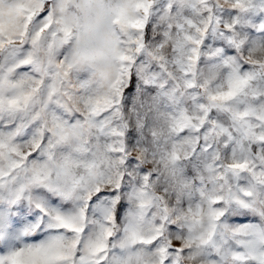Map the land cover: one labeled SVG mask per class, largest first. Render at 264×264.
<instances>
[{"label": "snow or ice", "instance_id": "snow-or-ice-1", "mask_svg": "<svg viewBox=\"0 0 264 264\" xmlns=\"http://www.w3.org/2000/svg\"><path fill=\"white\" fill-rule=\"evenodd\" d=\"M0 264H264V0H0Z\"/></svg>", "mask_w": 264, "mask_h": 264}]
</instances>
